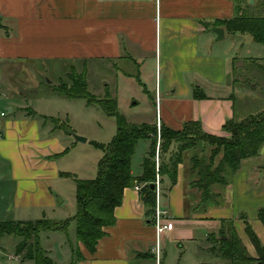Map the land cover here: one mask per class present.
<instances>
[{"label":"crops","instance_id":"1","mask_svg":"<svg viewBox=\"0 0 264 264\" xmlns=\"http://www.w3.org/2000/svg\"><path fill=\"white\" fill-rule=\"evenodd\" d=\"M241 15L264 17V0H0V63L32 66L28 67V82L0 85V113H6L0 137L1 183L14 186L19 195L29 197L30 204L36 196L28 190L33 191L35 185L73 179L60 176L65 172L58 166L70 136L64 125L37 104L64 99L54 95L57 84L40 83L39 76L47 79L57 66L77 68V64L105 61L113 69V62L136 63L153 57V115L131 124L156 125L159 120L160 126L180 130L185 123L199 122L204 133L227 137L222 130L226 121H239L260 111L238 107L242 90L230 76L229 60L236 73L241 68L235 66L242 58L238 54L245 48L243 62L264 65V45L249 35L231 34L216 26L218 21ZM213 28L222 29L221 40ZM261 67V73L244 71L252 77L248 90H243L248 96L258 91L264 97ZM110 93L114 95L109 91L105 95ZM140 142L145 146L136 170L133 157ZM149 150V141L137 143L131 160L133 178L141 176ZM168 157L164 155L163 161ZM253 165L250 159L242 161L228 187L212 188L221 201L215 205L202 203L190 162L178 165L174 185L167 177L157 176L159 203L170 215L164 220L168 232L158 238L159 258L154 251V210L142 203L140 190L134 188L144 185L138 183L124 189L122 202L114 210L115 222L104 229L94 253L77 243L75 234L68 246L62 241L57 252L44 250L53 264H219L220 256L204 246L211 244L212 237L219 238L229 224L248 255L256 258L244 230L247 222L264 247V227L257 218L258 210L264 209V170L260 173ZM19 241L12 236L0 238V253L15 248ZM75 247L82 259L76 258ZM24 254L16 252L6 264H33Z\"/></svg>","mask_w":264,"mask_h":264},{"label":"trees","instance_id":"2","mask_svg":"<svg viewBox=\"0 0 264 264\" xmlns=\"http://www.w3.org/2000/svg\"><path fill=\"white\" fill-rule=\"evenodd\" d=\"M216 26L224 27L231 33L247 34L255 43L264 45V17L241 15L239 17L218 21ZM68 82L53 87L56 97L68 100H84L87 105H97L107 117L115 119L116 134L107 145L94 144L102 151L97 163L94 179H77L67 173H60L65 178H73L75 186L76 214L72 219L52 222L36 220L31 222H0V238L12 236L20 240L15 250L18 254L25 252L24 258L33 264H53L47 252L41 247L39 235L42 232L66 233L70 224H74L76 242L89 253H94L98 241L105 235L104 229L113 226L114 210L120 206L125 188L143 184L139 193L142 203L150 210L155 207V195L149 185L156 177H167L170 185L176 183L178 165L183 162L187 151L195 149L199 143H210L219 147L222 159L213 168L212 162L206 164L203 158H192V170L195 173L194 187L201 193L202 203L212 202L217 198L214 186H226L229 175L235 174L242 161L254 158L264 145V109L259 113L248 115L240 121L228 120L222 126L227 137H217L203 132L199 122L185 123L180 130L160 126L159 133L154 124H131L118 113L116 100L108 95L99 101L88 91L85 71L78 73L72 67L67 75ZM95 101V102H94ZM65 132L68 130L65 127ZM139 141H149L150 150L142 162V174L139 178L131 175V160ZM158 148V167L156 168V144ZM172 146H175L172 149ZM172 149V150H171ZM169 154L166 161L163 156ZM160 181V179H159ZM257 218L264 227V209H259ZM153 221V220H152ZM245 233L256 252V258L247 255L245 247L232 230L230 236L222 230L218 239L217 252L229 264H264V247L247 222ZM76 258L82 259L77 248L73 249Z\"/></svg>","mask_w":264,"mask_h":264},{"label":"rangeland","instance_id":"3","mask_svg":"<svg viewBox=\"0 0 264 264\" xmlns=\"http://www.w3.org/2000/svg\"><path fill=\"white\" fill-rule=\"evenodd\" d=\"M225 42L227 43V37ZM245 52L246 49L242 48V52H240L238 56L242 58L245 57ZM242 58L238 59L235 63L237 67L241 66V68L236 67L238 73L232 72V65L234 63L232 59L229 60L231 67L230 76L234 78L236 86L238 88L241 86L242 90V96L239 102H237V105L241 107L242 110L246 108L249 112H258L264 109V97L262 93L258 91L255 92V96L249 95L250 97L248 96V92L243 91L248 90L249 84L252 82V77L248 76L244 71L253 69L260 72L263 68L261 66L264 65L255 67L254 65H250V63L243 62ZM107 64L108 63L105 61L91 64L88 62L87 64L85 63V66L77 64V68L75 69L79 73V71L84 72L83 67L86 68L85 78L87 89L94 96L95 101L103 99L108 91L114 92V95L110 93L111 96H109L111 98L114 97L113 99L116 100L118 113L121 114L127 122L136 123L149 119L151 116L150 113L153 115L154 111L151 105L155 87V62L153 57L143 62L137 61L136 63H129L126 61L113 62V69L110 67L111 65L108 66ZM28 67L31 69L32 66L26 63H0V85L12 86L14 84L20 85L23 84V82H28L31 80L30 76L27 74ZM57 67L61 69L58 68L55 72L47 74V79L44 78L45 80H43L42 78L44 76H39L42 86H46L45 83L48 81H50L52 85H59L61 80L63 82H68L67 75L72 70V67L68 68L69 66L66 65ZM63 67L64 69L62 71ZM64 71H66V73ZM59 79L61 80L58 81ZM254 97L256 98L255 100ZM37 104L40 108H46V112H48L46 115L57 119V122L62 126L64 125L69 131L68 134L70 137L66 140L67 148L65 153L60 155L58 159L60 170L77 179H94L97 174V163L102 157V151L95 148L94 144L107 145L111 142L116 134L115 119L107 117L99 106L94 104L89 106L84 100L55 99L40 101ZM75 136L84 138L86 142H76L74 139ZM143 144L144 142L139 143L133 157L136 170H138L139 164L141 163L137 161L138 159H142L141 152L143 146H145ZM157 147L159 148V141L156 144V150ZM218 150L219 147L217 145L210 144L209 142L204 144L199 143L195 149H191L184 154L183 162H190L192 165V158L198 156L199 158H203L206 164H209L210 161L213 160L212 165L213 168H215L223 157V153L221 151L218 153ZM250 163L258 167L257 169H260V173L263 172L264 145L260 149L259 155L250 159ZM256 172H259V170H256ZM233 175L228 176V184L223 186V188L230 185ZM47 184L48 185L41 183L38 184L37 187L35 185L33 191L28 190V192L34 193L36 197L30 200V204H27L29 197L25 198L23 195H19L14 186L5 187L0 181V222H31L36 220L59 222L72 219L76 214L75 186L73 179H53L47 182ZM216 191L219 190L215 188V192ZM48 193H51V201L48 199ZM58 199L62 202L59 203ZM213 201L214 205L217 204V202H221L218 197L216 199L214 198ZM205 204L213 205L212 202H207ZM229 207H231V205H229ZM168 217L166 218L168 219ZM165 224L167 225L168 223L165 222ZM168 230L166 232H168ZM230 230L231 226L227 224L224 228L227 236H230ZM39 239L43 249H51L57 252L59 246L63 243L62 241L68 246V242L74 239V224H70L66 233L42 232L39 235ZM215 239H218V237ZM212 240L213 239H211V241ZM218 247L219 244L212 241L211 244L205 245L204 249H206V251H213L215 255H219L217 252ZM6 249L5 253H0V264L10 262L9 258H13L11 261L14 260L16 254L15 248L10 246ZM154 251L159 258L160 248L158 245L154 247ZM157 262H159V259ZM218 263L229 264V261L220 257Z\"/></svg>","mask_w":264,"mask_h":264},{"label":"built area","instance_id":"4","mask_svg":"<svg viewBox=\"0 0 264 264\" xmlns=\"http://www.w3.org/2000/svg\"><path fill=\"white\" fill-rule=\"evenodd\" d=\"M5 117H6V113L1 112L0 113V137L2 135V121L4 120ZM156 129H157V132L159 133V131H160L159 120H157ZM157 153H158V147H157L156 158H155L156 168L158 167ZM154 184L156 186V194H155V207H154V215H153V226H154L155 235H156V245H158L157 244L158 238L169 229V225L168 224L166 225L164 220H166L167 219L166 217H168L170 215H169L167 210H164L163 208H161L160 203H159V196H158L159 179H158V177H156ZM134 189L136 191H139L140 187L135 186Z\"/></svg>","mask_w":264,"mask_h":264},{"label":"water","instance_id":"5","mask_svg":"<svg viewBox=\"0 0 264 264\" xmlns=\"http://www.w3.org/2000/svg\"><path fill=\"white\" fill-rule=\"evenodd\" d=\"M212 31L216 34L217 36V40H221L223 38V31L220 28H213ZM76 142H80V143H85L86 140L82 137H78L75 136L74 137ZM150 191L155 195L156 194V186L155 184H151L149 185ZM59 203H61L62 201L60 199H58ZM221 239H224L223 237H221Z\"/></svg>","mask_w":264,"mask_h":264}]
</instances>
